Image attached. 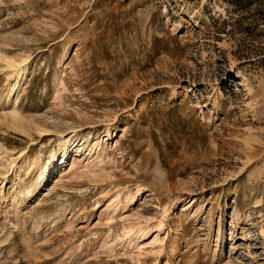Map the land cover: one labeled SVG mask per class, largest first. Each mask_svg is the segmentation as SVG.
Returning a JSON list of instances; mask_svg holds the SVG:
<instances>
[{"label":"rangeland","instance_id":"obj_1","mask_svg":"<svg viewBox=\"0 0 264 264\" xmlns=\"http://www.w3.org/2000/svg\"><path fill=\"white\" fill-rule=\"evenodd\" d=\"M0 50L51 129L0 71V264H264V0H0Z\"/></svg>","mask_w":264,"mask_h":264},{"label":"bare ground","instance_id":"obj_2","mask_svg":"<svg viewBox=\"0 0 264 264\" xmlns=\"http://www.w3.org/2000/svg\"><path fill=\"white\" fill-rule=\"evenodd\" d=\"M3 51L0 50V69H2L0 71H4L8 75L7 77H8L9 81L11 78H14L13 81L10 82L8 85L9 91H10V94H8V102H10L11 105H10L8 111L4 112L5 117L7 118L8 121L10 118V120L12 121V124L14 126L21 127V128H26V126H28V129L34 130L39 134H42V135L49 134V131L51 129H49L47 127V125L45 126V125H42L41 123L37 122V119L34 117L28 118L25 115L23 116L19 107H18L19 96H20L21 92H23V89H24L23 86L26 83V81L28 80V78H29L28 76L32 73L31 65L29 64L30 63L29 62L30 56L18 55V54L17 55H9L7 53H4ZM25 121H27V124H24ZM110 132L111 131L108 129L107 133L105 134L104 137L110 136ZM31 137H33V136H31ZM104 137L103 136H98V137L95 136L94 137L91 133L89 135L87 134V136H84L82 134V137H80L76 133H74V135H72V134L63 135L61 140H60V143H59L60 149L63 150V156H62L63 163L62 164L68 163L67 160L69 158V155H71V153H72V155H74L76 152H78L80 147H84V146H89L87 148V150L90 151V156L88 157V159L89 160L94 159L95 156L98 154V152L101 151V149H99V147H100V143L104 141ZM68 144L74 145V146L76 145L77 148L74 149V148L67 147ZM1 154L2 153L0 152V158H2ZM24 154H25V152H23L20 156H23ZM51 155H52L51 156L52 158H50L47 161V165H44L45 163L41 164L40 172L35 179L36 185L33 183L29 186L23 187V183H24L25 178H26V177L24 178V176L27 175V174L24 175V172L25 173L29 172L31 170L30 168H31L32 164H28L27 166L25 165L24 169L17 176V178H16L17 180L15 181L16 186L14 185L15 186L14 190L12 189L13 191L11 190L12 192L10 191V193L8 194L11 196L10 201H12V204L16 205L17 214H18V210H19L21 204L24 203V201H25V199H23L22 196L24 194L32 195V194H34L35 191L37 193V190L43 186L42 184L47 177V175H44L45 171L49 170L53 166V164L56 160L57 153L52 152ZM15 159L11 158V160H5V162H1L3 164L7 165V168H8L7 172L11 171V169L13 168V164L16 161ZM6 162H8V163H6ZM2 170H4L3 167H2ZM5 173L6 172H4L3 174L5 175ZM6 177L7 176H5V178ZM39 191H41V190H39ZM24 204H26V203H24ZM110 208H111V206H110ZM113 209H116V208L113 206ZM17 228H18V226H17Z\"/></svg>","mask_w":264,"mask_h":264}]
</instances>
